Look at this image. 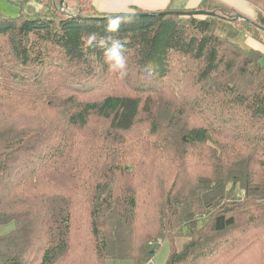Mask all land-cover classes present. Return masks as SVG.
I'll use <instances>...</instances> for the list:
<instances>
[{
  "label": "trees",
  "instance_id": "16d2710c",
  "mask_svg": "<svg viewBox=\"0 0 264 264\" xmlns=\"http://www.w3.org/2000/svg\"><path fill=\"white\" fill-rule=\"evenodd\" d=\"M9 1L19 14L0 11V226H14L0 264H146L160 237L164 264H264V54L234 40L264 41V0H245L257 20L210 0L193 10L213 15L113 12L124 79L82 44L110 34L93 0L72 15L55 0ZM170 80L195 87L176 112ZM14 99L37 114L25 129L10 120ZM156 181L139 207V182Z\"/></svg>",
  "mask_w": 264,
  "mask_h": 264
},
{
  "label": "rangeland",
  "instance_id": "374dc122",
  "mask_svg": "<svg viewBox=\"0 0 264 264\" xmlns=\"http://www.w3.org/2000/svg\"><path fill=\"white\" fill-rule=\"evenodd\" d=\"M58 2V5L61 4L62 5V10H64L65 12H69V11H73L72 9H74V11H76L77 7L79 6L80 3H82L79 0H55ZM0 7L3 10L2 12L7 14V16L9 17H16L19 14V8L10 3L9 0H0ZM38 9H43V5H39L37 4ZM76 7V8H74ZM237 8L241 13L242 10L238 7ZM45 10H49V9H45ZM141 9L139 8H133V10L131 12L128 13H135L137 11H140ZM51 11V10H50ZM63 11V12H64ZM47 12V11H46ZM60 9V13H63ZM162 12V11H160ZM127 13V12H126ZM49 14V13H48ZM259 17V15L255 18H250L252 20H257ZM235 41L240 42L241 46H244L248 49H255L258 51H261L264 54V41H260V40H256L253 37H251L250 35H248L247 33H241L240 35H238L237 37L234 38ZM3 76V75H2ZM1 76V77H2ZM170 82L173 84L172 86L169 85L164 87V91H173L170 94V98H171V108L173 109L174 112L177 111L178 107H183V93L186 97H189L191 92L195 89L194 86L188 85V90L186 91H181L184 90L182 89V86L184 84H180L178 82H174L173 80H170ZM12 104H13V108H19L21 107V110L19 112H16L14 109H12L10 111V113L12 114V117L10 118V120H15L18 121L19 123L17 124V128H26V124L25 122H23V118L24 117H30L31 119H34L37 114L33 113V109H28L25 106H23L21 100L18 99H14L12 100ZM10 131V130H9ZM172 166V165H170ZM129 179V178H128ZM193 178L191 176H186L185 177V182L183 183V186L187 189H189L192 184H193ZM130 180V179H129ZM190 181V182H188ZM140 184V188L138 191V199L140 201V206L141 208L145 207V200H148L150 197H152V195H150V193L154 192V191H158L161 190L162 188L158 185L157 181L154 182V187L151 186L150 184H147V186L145 187L141 182H139ZM236 195L237 197H243L244 196V191L241 192L239 190H236ZM143 214L140 211V217H139V223L138 224H143L141 231H149L151 229V224L147 221L148 218H146V220H143ZM13 224L11 225H7V226H0V234L3 233H7L9 232L12 228H13ZM182 232V231H181ZM180 232V233H181ZM218 240H226L229 239L231 237L230 234H225V235H218ZM186 237L182 238V237H178V245L182 243V241L185 239ZM152 241L150 240L148 243L150 244ZM169 243L167 241H165V239H163V237L158 238L157 239V245L159 247L158 249V253H155L154 257L152 259H150L146 264H164L166 262L167 257L169 256ZM250 256L249 254L244 255L243 257H237L234 261L230 262V261H224L219 259V261L221 263L216 262V264H226V262H230V264H251L253 261L255 262V259L252 257H248ZM251 256H253V254H251ZM256 260L257 261H263V256L262 254H259L258 258L257 255L255 254ZM253 262V263H254ZM107 264H137L136 262H134L133 260H109L107 262ZM195 264H199V262H196Z\"/></svg>",
  "mask_w": 264,
  "mask_h": 264
},
{
  "label": "clouds",
  "instance_id": "9594fccd",
  "mask_svg": "<svg viewBox=\"0 0 264 264\" xmlns=\"http://www.w3.org/2000/svg\"><path fill=\"white\" fill-rule=\"evenodd\" d=\"M105 13L104 19L108 21L106 36H99L96 33H89L86 38L82 39L85 49L98 46L104 49V62L108 65L111 72L115 73L118 78L124 79L128 75V58L125 54V41L115 35L120 29L123 22V16L115 14L110 10H101ZM145 78H151L154 75L155 68L153 65H145L142 69Z\"/></svg>",
  "mask_w": 264,
  "mask_h": 264
},
{
  "label": "crops",
  "instance_id": "0c3cea01",
  "mask_svg": "<svg viewBox=\"0 0 264 264\" xmlns=\"http://www.w3.org/2000/svg\"><path fill=\"white\" fill-rule=\"evenodd\" d=\"M202 1L203 0H93L94 5L99 11L103 9L110 10L111 12H131L133 8H139L155 12L165 11L170 7L176 9L193 10L197 8ZM210 1L224 4L228 7H238L242 10V14L250 18H255L258 14L257 10L245 0ZM0 11H3L1 7Z\"/></svg>",
  "mask_w": 264,
  "mask_h": 264
},
{
  "label": "water",
  "instance_id": "95a60500",
  "mask_svg": "<svg viewBox=\"0 0 264 264\" xmlns=\"http://www.w3.org/2000/svg\"><path fill=\"white\" fill-rule=\"evenodd\" d=\"M66 14H69V15H72V12L69 11V12H65ZM178 13L180 14H197V15H202V14H211L213 15L214 13L212 12H207L205 10H191V11H178Z\"/></svg>",
  "mask_w": 264,
  "mask_h": 264
}]
</instances>
